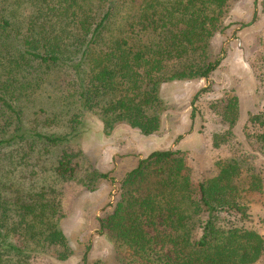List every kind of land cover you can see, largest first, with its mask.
I'll return each instance as SVG.
<instances>
[{
  "label": "trees",
  "instance_id": "trees-1",
  "mask_svg": "<svg viewBox=\"0 0 264 264\" xmlns=\"http://www.w3.org/2000/svg\"><path fill=\"white\" fill-rule=\"evenodd\" d=\"M236 1L0 0V264H33L34 253L68 259L60 185L94 190L114 180L69 144L85 114L97 115L105 134L120 123L158 133L170 109L162 84L210 78L225 53L212 40L233 25ZM257 18L255 10L241 28ZM214 108L230 134L238 95ZM249 122L258 130L250 141L264 148V107ZM228 141L213 136L215 147ZM247 158L220 160L218 173L196 185L185 150H154L120 180L101 231L131 252L125 264H254L264 235L246 225L247 193L263 191L264 179Z\"/></svg>",
  "mask_w": 264,
  "mask_h": 264
},
{
  "label": "rangeland",
  "instance_id": "rangeland-1",
  "mask_svg": "<svg viewBox=\"0 0 264 264\" xmlns=\"http://www.w3.org/2000/svg\"><path fill=\"white\" fill-rule=\"evenodd\" d=\"M255 10L257 20L241 28L242 22L252 20ZM233 25L213 40L216 53L225 49L221 65L208 80H175L161 86V95L170 105L163 115L161 130L144 135L126 123L115 126L110 134L103 132V124L93 113L84 116L81 132L73 136V148L84 153L82 163L109 172L114 178L100 179L95 189H89L77 181L63 182V212L61 227L70 245V256L58 260L52 253H34L33 264H125L131 252L117 248L107 233L101 231L100 218L110 209L109 203L118 199L120 180L139 160L154 150L182 149L191 168L196 185L203 178L219 171L218 162L234 155H245L264 179V148L250 141L249 134L257 132V126L249 122L250 113H258L264 107V0H237L227 23ZM205 88L197 101L192 103L195 92ZM239 97L240 118L229 134L230 127L219 121L214 104L227 94ZM194 115V117H193ZM226 134L228 142L219 147L213 145L215 134ZM37 184L42 182L36 179ZM251 209L248 227L264 235V190L247 193ZM150 232L158 230L150 227ZM254 264H264V256Z\"/></svg>",
  "mask_w": 264,
  "mask_h": 264
}]
</instances>
